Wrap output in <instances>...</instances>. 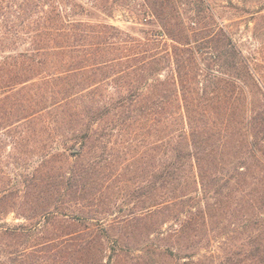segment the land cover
<instances>
[{"label": "trees", "instance_id": "1", "mask_svg": "<svg viewBox=\"0 0 264 264\" xmlns=\"http://www.w3.org/2000/svg\"><path fill=\"white\" fill-rule=\"evenodd\" d=\"M124 2L0 0V127L39 128L52 145L0 191V217L21 204L26 220L0 230L26 243L0 251V264H101L108 249L133 253L124 242L134 227L155 235L146 234L138 260L177 264L209 237L206 208L226 207L237 192L245 208L252 192L264 193V80L217 20L216 2ZM242 3L234 8L250 13L252 2ZM121 5L153 29L137 38L92 22ZM116 129L131 131L121 151L128 166L152 175L131 193L138 212L100 219L97 166ZM251 229L264 232V216L240 235Z\"/></svg>", "mask_w": 264, "mask_h": 264}, {"label": "rangeland", "instance_id": "2", "mask_svg": "<svg viewBox=\"0 0 264 264\" xmlns=\"http://www.w3.org/2000/svg\"><path fill=\"white\" fill-rule=\"evenodd\" d=\"M124 1V3H130V6L138 9L137 2L140 0ZM214 1L218 5L216 7L217 20L228 25L229 30L233 33L235 44L250 58L252 69L256 70L258 77L260 76L264 80V10L259 14L253 13L254 10H258L261 4H264V0H248L252 2L246 5V8L252 10L250 13L240 12L234 8L235 6L244 7L242 3L244 0ZM256 1L258 2L253 3ZM230 2H232L233 6ZM92 22L111 24L121 29L125 34L137 38L143 36L145 31L153 29L136 20L135 16L127 13L122 5L121 10L115 11L112 18L94 16ZM109 90L111 92L114 91L112 88ZM18 125L8 128L0 127V191L12 186L15 180H21V177L18 176L19 174L24 176L32 173L40 164V155L46 153L49 147L52 146L51 142L48 143L45 140V134L40 132L39 128L31 131ZM128 132L131 131L128 129L122 132L121 129L114 130V137L111 143L107 144V151L110 154L106 159L104 157L103 161L97 166V170L102 171L101 175L104 176L102 181L100 180L102 191L96 195L100 199L99 209L103 212V214L98 215L100 219L122 218L129 212L130 208L138 212L131 193L142 184V181L145 183L151 180L152 169L149 168L148 171L143 173L140 168L128 166L129 162H131V160H128V158H131L130 154L127 157L126 155L121 156V151L123 154L128 152L129 145L126 142L129 137ZM121 133L123 134L122 137ZM14 139L16 142L18 141L17 144L13 142ZM101 150L100 146L97 147V152H101ZM128 167L130 168L128 169ZM247 180L250 181V178ZM240 195L237 192L227 201L225 200L226 207H209L205 209L206 215L204 219L207 221L206 229L209 231V237L200 242L199 245L189 248L187 251L189 253L187 254L191 258L183 255V258L177 264H264V232H260L261 229H251L250 233L240 235L245 223L251 224L258 216H264V209L261 207L264 193L260 191L252 192L251 195L246 197L251 205L249 204L245 208L239 204L242 200ZM22 214L23 207L20 204V207H17L16 210L12 209L6 215L1 216L0 230L26 223V220L21 216ZM201 221L199 219L198 223L200 224ZM171 225L172 222L167 221L166 224L160 227L164 230ZM224 227L227 231L222 230ZM154 228L156 229V226ZM212 228L216 229L211 232ZM131 232H134L132 233L134 235L130 234L132 236L129 235V240H124V243L129 244L127 247L133 253H128L129 255L127 254V256L121 254L120 257H117L114 252L108 249L99 257L101 264H147V261L138 260L137 256L143 255L141 249L147 242L146 239L144 240L146 234H149V238L155 235L150 237V233L146 230L137 229L136 227L128 230V233ZM188 233L190 239H193L194 242L199 240L198 236L200 234L196 237L192 229L188 230ZM140 236H143L144 241L138 243L135 238L139 239ZM9 244L20 249L26 245L25 241L21 239H11L6 236L0 237L1 252L3 250L4 252H11V248L8 247ZM183 245L188 247L191 244L184 240ZM171 248L175 250L177 245ZM155 259H157L155 264H176L172 260Z\"/></svg>", "mask_w": 264, "mask_h": 264}]
</instances>
